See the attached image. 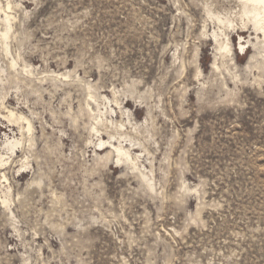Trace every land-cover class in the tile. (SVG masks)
<instances>
[{"label": "rangeland", "instance_id": "obj_1", "mask_svg": "<svg viewBox=\"0 0 264 264\" xmlns=\"http://www.w3.org/2000/svg\"><path fill=\"white\" fill-rule=\"evenodd\" d=\"M0 5V264H264L241 0Z\"/></svg>", "mask_w": 264, "mask_h": 264}, {"label": "bare ground", "instance_id": "obj_2", "mask_svg": "<svg viewBox=\"0 0 264 264\" xmlns=\"http://www.w3.org/2000/svg\"><path fill=\"white\" fill-rule=\"evenodd\" d=\"M242 2V11L244 15H246L249 20L251 21L253 27L255 28L256 31H259L261 35L264 37V0H241ZM10 3H6V10L10 9ZM5 9L2 8L0 5V11L4 13L3 18H1L4 22L5 25L8 27L7 30L9 29V22L12 18L11 15L7 14ZM219 22H222L220 18H217ZM7 30L3 32L1 35L3 38L7 37ZM213 37H215V33H213ZM242 42L240 43L239 47L243 48ZM226 49L227 46H224ZM229 50V48H228ZM13 116V113L10 112V117ZM31 129L30 124L28 123L27 125V130L29 131ZM17 141H12V140H7L6 145H8L11 149L17 144ZM119 151V149H117ZM1 157V156H0ZM2 164V163H1Z\"/></svg>", "mask_w": 264, "mask_h": 264}]
</instances>
